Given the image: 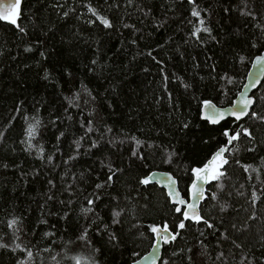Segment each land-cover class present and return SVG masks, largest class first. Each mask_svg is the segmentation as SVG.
<instances>
[{"label":"trees","instance_id":"obj_1","mask_svg":"<svg viewBox=\"0 0 264 264\" xmlns=\"http://www.w3.org/2000/svg\"><path fill=\"white\" fill-rule=\"evenodd\" d=\"M16 20L0 19V264H129L165 222L159 264H264V78L242 121L200 118L264 51V0H19ZM225 146L200 222L141 183L167 170L187 198Z\"/></svg>","mask_w":264,"mask_h":264},{"label":"snow or ice","instance_id":"obj_2","mask_svg":"<svg viewBox=\"0 0 264 264\" xmlns=\"http://www.w3.org/2000/svg\"><path fill=\"white\" fill-rule=\"evenodd\" d=\"M190 2L194 3V0H190ZM18 5H19V0H15V3L13 4L12 8L4 9L3 11H0V19L8 20L13 25H16L17 24V20H16L17 13L15 11H13V9L17 8ZM90 11L93 13V15L97 16V18L100 20V22L105 27H112L113 26L109 19H107V18H105L103 16H99L95 9H90ZM244 14L252 15L251 12L244 13ZM65 15H67V13H65ZM192 15L196 16V17H199L200 16V12L194 9L193 12H192ZM199 22H200L201 26H203L204 21L201 19ZM202 30L204 32L210 31L206 27L202 28ZM21 31H23V29H21ZM200 31H201V29L198 28L196 30V33H194V35L198 34ZM240 59L243 60L244 58L241 57ZM257 66L261 67L262 72H264V57H258L257 58ZM185 87H188V85H185ZM253 102L254 101H252L251 99H243V100L237 101L236 104L242 105V109H243L242 111L233 110L231 112H225V111L216 109L215 105H213L211 101H204L203 102V108L205 109V112H204L203 118L208 120L211 124H218L221 120L225 119L227 115L234 116L236 120H240L243 116L248 115V109H249V107L251 106V104ZM233 107L235 109L236 105H234ZM209 110H211V113L209 112ZM252 116L253 117H257V114L255 112H253ZM258 118L261 119V120H264V116H261V117H258ZM37 123H39V121H37ZM184 127H187V124H184ZM88 131H91V128H89ZM242 132H243L244 135H246V136L251 138L252 134H251V132L248 129H242ZM28 133H29V136L35 135V128L30 125L29 129H28ZM224 135L226 137H228V144L231 145L233 141H236V140L239 139V137L241 136V132H235L234 134H229V131L225 130ZM93 146H95V144H93ZM77 147H79V145H77ZM229 150L230 149L228 148V146L220 148L219 151H217L215 153V155L213 156L212 160L208 164H206L203 168L193 169V172H194V174L196 176V182H194L191 185V199L192 200L198 201L199 199H201L203 197V187H202V184L199 183V182L206 183V182H209V181H218V180L221 179V177H224L226 175V173L224 171H221V169L223 168L224 165H226L228 163V160L225 158L224 153L228 152ZM134 155H135V153H134ZM247 170H248V168L245 167V171H247ZM109 171H110L111 175H109L108 181H111L112 176L115 175L116 171H118V170L109 168ZM153 179H154V174L149 175V176L145 177L144 179H142L141 183L144 184V185H147V184L151 183L153 181ZM171 184L174 187L175 181H171ZM99 187H101V185L98 184L97 188H99ZM168 194H169L170 197H173V200L175 202H177L179 204L186 205V208L188 209V211H184L182 213V215H183L185 220L192 219V220H194L196 222H200V221L203 220V217H201L199 215V213L197 212L195 204L188 203V202L183 201V200H177L176 196H173V192L172 191H170ZM253 196L255 197V194H253ZM88 203L92 204L93 201L89 200ZM85 211H90V209H85ZM175 211L176 212H181V208L177 207L175 209ZM120 215H121V213L119 211H116V212L113 213V217H114L113 222L114 223H118L119 222V220L117 218ZM203 222L205 224H207L208 227H210V228L213 227L211 224H208L207 221H203ZM11 224L15 225L16 224V220L11 221ZM178 227L180 229H183L185 227V225H184L183 222H181L178 225ZM151 230L154 233H158L160 231L159 229H157L155 227H153ZM164 233L165 234L162 235L160 238L163 239L166 242L169 239L175 240L176 236L179 234V233L168 234V229H167L166 226L164 228ZM111 239L114 240L115 236L113 235L111 237ZM157 243H159V240L157 241ZM233 243H235V242H233ZM0 246H3V245H0ZM237 247H240V246L237 245ZM154 251H155V249H154ZM27 254H28L29 257L32 256L31 251H28ZM221 255H223V253H221ZM144 259L147 260L149 258L145 257ZM241 264H243V261L241 262Z\"/></svg>","mask_w":264,"mask_h":264},{"label":"water","instance_id":"obj_3","mask_svg":"<svg viewBox=\"0 0 264 264\" xmlns=\"http://www.w3.org/2000/svg\"><path fill=\"white\" fill-rule=\"evenodd\" d=\"M15 3V0H0V11H3L4 9H10L12 8L13 4ZM17 8H14L13 11H15L17 13ZM3 20V19H2ZM258 57H264V51H262L261 53L255 55L249 65V68L246 72L244 81L241 85L240 90L238 91V93L236 94V96L233 98L231 104L227 105V106H218L215 103L212 102L213 105H215L216 109L218 110H222L225 112H231L233 110L236 111H242V105H238L236 104L237 101L243 100V99H251L252 101H254L253 98V93L259 88V86L261 85L263 78H264V72H262L261 67L257 66V58ZM254 102L251 104V106L248 109V115L253 107ZM234 105H236L235 109H234ZM205 109L203 108V105L201 106L200 109V118L206 122H208L210 125H218L220 124L222 121L231 119L234 120L235 122H239L242 121L243 119H245L248 115L243 116L240 120H236L234 116L231 115H227L225 119L221 120L218 124H211L208 120L203 118ZM209 112L211 113V110H209ZM228 143V142H227ZM222 148V147H221ZM219 151V149L217 150ZM216 151V152H217ZM215 152V153H216ZM215 153L211 156V158L204 164L202 165L200 168H203L206 164H208L213 156L215 155ZM226 158V157H225ZM218 163V162H217ZM154 174V179L151 183L149 184H155L157 185L159 188H162L165 193L166 196L169 199V202L171 205L175 206V209L177 207L181 208V212H176V213H183L184 211H188V209L186 208V205L184 204H179L177 202H175L173 200V197L169 196V192L172 191L173 192V196H176L177 200H183L186 201L188 203H193L196 205V210L200 215V204L203 201V199L205 198L206 195V191H207V186L209 184V182H199L202 184L203 187V197L201 199H199L198 201H194L191 199V185L196 182V176L194 174L193 176V180L190 184V191H189V195L187 198H185L184 196H182L179 187H178V182L177 179L173 176V174L167 170H162V169H154L151 170L150 172H148L144 177H147L149 175ZM171 181H175V185L173 187V185L171 184ZM178 194V195H177ZM183 216V215H182ZM183 221H194L192 219H188L185 220L183 217ZM165 226L168 229V234H176L175 232H173L168 224L165 222L163 225H159L156 228L159 229L160 231L158 233H154L153 232V242L150 246V248L148 249L147 252H145L144 254H142L140 257H138L137 259H135L134 261L130 262L129 264H159L161 257H162V250H163V245L164 243L170 242L171 239H169L167 242L164 241L163 239H161L160 237L162 235H164V228ZM159 240V243H157V241ZM155 249V251H154ZM145 257H148L149 259H144Z\"/></svg>","mask_w":264,"mask_h":264},{"label":"bare ground","instance_id":"obj_4","mask_svg":"<svg viewBox=\"0 0 264 264\" xmlns=\"http://www.w3.org/2000/svg\"><path fill=\"white\" fill-rule=\"evenodd\" d=\"M181 192V191H180ZM207 194V193H206ZM207 197V196H206ZM204 203V202H203ZM169 226V225H168Z\"/></svg>","mask_w":264,"mask_h":264}]
</instances>
